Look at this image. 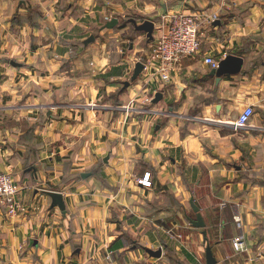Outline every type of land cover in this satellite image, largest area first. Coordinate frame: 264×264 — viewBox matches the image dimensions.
Masks as SVG:
<instances>
[{"label":"crops","instance_id":"0c3cea01","mask_svg":"<svg viewBox=\"0 0 264 264\" xmlns=\"http://www.w3.org/2000/svg\"><path fill=\"white\" fill-rule=\"evenodd\" d=\"M178 11L219 17L162 81L151 52ZM228 55L242 68L219 79L205 58ZM0 171L24 208L0 205V264H207L208 246L264 264V0H0Z\"/></svg>","mask_w":264,"mask_h":264},{"label":"built area","instance_id":"2783aa9c","mask_svg":"<svg viewBox=\"0 0 264 264\" xmlns=\"http://www.w3.org/2000/svg\"><path fill=\"white\" fill-rule=\"evenodd\" d=\"M217 14H192L184 11L171 13L166 21V28L156 41L151 52V61L155 65V76L162 81L170 80V71L184 57L196 56L201 51L200 26L203 20L208 22L218 19ZM108 19V18H107ZM205 62L213 68L219 66V59L206 57ZM255 109L246 107L236 121L237 127L246 126ZM140 183L151 186L150 173H146ZM20 187L11 173L0 171V205L4 206L8 215L21 212L23 204L19 200ZM235 221L240 226L241 218L235 215ZM236 251H245L246 243L243 236L232 240Z\"/></svg>","mask_w":264,"mask_h":264},{"label":"water","instance_id":"95a60500","mask_svg":"<svg viewBox=\"0 0 264 264\" xmlns=\"http://www.w3.org/2000/svg\"><path fill=\"white\" fill-rule=\"evenodd\" d=\"M119 20L117 18L112 19L108 23H106L105 28H113L118 24ZM139 29L149 30L151 31L153 29V23L151 21H145L142 25L139 26ZM94 40V36H91L89 39H87V43ZM243 65V59L236 55H228L226 58L222 59L219 62V66L217 68H214L212 70V74L216 75L219 79L225 74H234L238 73ZM144 69V63L138 62L136 64V68L133 75V80L137 79L141 72ZM162 93H157L155 99L153 102H158L162 98ZM47 194L52 198V206H58L61 210L65 211L66 205L65 201L63 199V195L58 191L48 190ZM192 206L194 211L197 213V219L193 220L192 223L196 227H204L205 223L203 221V218L199 212V207L192 201ZM147 251L154 257H161L162 250H152L147 249ZM206 259L207 264H216V259L213 255V251L211 246H208L206 249Z\"/></svg>","mask_w":264,"mask_h":264}]
</instances>
